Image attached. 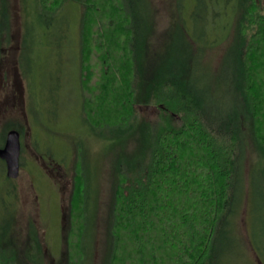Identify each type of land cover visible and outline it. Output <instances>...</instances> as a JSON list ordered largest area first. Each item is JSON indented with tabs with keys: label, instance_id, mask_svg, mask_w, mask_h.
<instances>
[{
	"label": "trees",
	"instance_id": "trees-1",
	"mask_svg": "<svg viewBox=\"0 0 264 264\" xmlns=\"http://www.w3.org/2000/svg\"><path fill=\"white\" fill-rule=\"evenodd\" d=\"M66 2L82 10V123L89 135L106 142L113 162L103 264H264V244L253 243L256 236L247 219L256 198L251 190L259 179L256 206L264 242V0H195V20L201 11L206 17L215 4L220 11L210 9L213 17L230 14L226 32L218 46H205L202 38L192 40L181 23L184 47H191L183 50L188 62L168 71L149 66L146 58L147 41L154 48L157 34L151 0H34L35 17L43 25L66 21L58 16ZM17 3L21 19V0ZM12 10L11 0H0V59L2 49L12 43ZM205 17L194 21L205 23ZM31 30L32 25L21 28L17 54L25 81L32 68L33 48L24 45ZM167 42L163 48H175L170 37ZM198 43L205 47L200 61L193 63L190 50ZM27 82L22 115L36 118L34 82ZM143 108L153 112L149 121L142 118ZM249 152L253 161L247 166ZM74 160L58 264H86L96 236L91 172L82 155ZM240 219L257 262L238 243L243 242ZM36 234L30 231L25 248L0 235V264H40Z\"/></svg>",
	"mask_w": 264,
	"mask_h": 264
},
{
	"label": "rangeland",
	"instance_id": "rangeland-1",
	"mask_svg": "<svg viewBox=\"0 0 264 264\" xmlns=\"http://www.w3.org/2000/svg\"><path fill=\"white\" fill-rule=\"evenodd\" d=\"M11 3L12 43L9 48L2 49L0 59V143L2 137L5 141L9 131L19 132L21 159L19 176L14 180L8 179L10 182L3 178L2 171L5 172V167L0 161V235H9V240L11 239L19 248H25L30 231H35L42 251L40 264L61 262L64 250L63 235L68 226L73 188L74 157L79 154L83 156L85 166L90 169L92 187L97 194L96 236L86 264H103V251L105 252L106 247L105 221L112 186L113 162L112 158L106 155V142L89 135L81 119L78 83L81 7L74 2H66L58 14L65 16L66 21L58 18L43 25L35 17L34 0H21V19L18 15L17 0H11ZM151 4L157 16V34L154 48H149V39L147 41L146 58L149 66L156 65L163 71L174 70L183 62H188L183 50L191 47H184L185 39L179 31L181 23L184 32L192 40L202 38L205 46H218L226 32L224 26L231 18L230 14L226 17L222 15L213 17L210 9L220 11L215 4L207 9L206 17L201 11L195 20L192 16L195 0H151ZM204 17L208 21L195 23ZM26 24L32 25L34 29L28 32L24 44L25 48H33V52L30 53L32 68L26 81L23 78L22 81L17 54L21 28L23 30ZM169 37L175 48H163L168 44ZM205 46L199 43L192 45L191 62L200 61L201 49ZM210 53V57H214L213 52ZM192 54L195 56L192 57ZM219 59L216 58V61ZM27 80L34 82L31 92L37 107L36 118L31 115L28 119L26 115H22ZM20 112L21 115L18 114ZM141 115L143 119L149 121L153 117V112L151 109L143 108ZM134 145V143L129 145L127 151H131ZM252 161L253 154L249 152L246 165ZM257 183L259 184V179L251 190L256 198H253L254 208L249 206L247 219L256 236L254 240L251 238L253 243L257 241L258 245H262L264 242L259 234L258 221L260 212L256 206L259 195ZM10 190L13 191L11 194ZM248 226L250 232V225ZM239 227L243 242L239 240L238 243L243 247L245 245L249 259L257 262L249 246L243 219H240ZM225 231L224 225L216 247L218 252L223 245Z\"/></svg>",
	"mask_w": 264,
	"mask_h": 264
},
{
	"label": "water",
	"instance_id": "water-1",
	"mask_svg": "<svg viewBox=\"0 0 264 264\" xmlns=\"http://www.w3.org/2000/svg\"><path fill=\"white\" fill-rule=\"evenodd\" d=\"M20 156V134L15 130H11L6 134L3 146L0 147V160L5 163L7 179L14 180L19 176Z\"/></svg>",
	"mask_w": 264,
	"mask_h": 264
},
{
	"label": "flooded vegetation",
	"instance_id": "flooded-vegetation-1",
	"mask_svg": "<svg viewBox=\"0 0 264 264\" xmlns=\"http://www.w3.org/2000/svg\"><path fill=\"white\" fill-rule=\"evenodd\" d=\"M20 159H21V156H20ZM3 165H4V167H5V163L3 162Z\"/></svg>",
	"mask_w": 264,
	"mask_h": 264
}]
</instances>
